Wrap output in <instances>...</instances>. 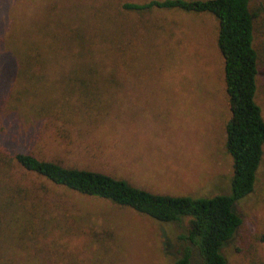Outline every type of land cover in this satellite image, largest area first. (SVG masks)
<instances>
[{
    "label": "rangeland",
    "instance_id": "obj_1",
    "mask_svg": "<svg viewBox=\"0 0 264 264\" xmlns=\"http://www.w3.org/2000/svg\"><path fill=\"white\" fill-rule=\"evenodd\" d=\"M146 1L0 0L3 40L19 61L0 89V146L152 193L229 194L217 19L122 7ZM248 8L264 121V0ZM6 156L3 184L20 188L13 196L33 204L32 229L51 238L36 257L0 256V264H172L187 218L156 221L55 185ZM234 210L241 223L221 248L226 264H264V149L253 190Z\"/></svg>",
    "mask_w": 264,
    "mask_h": 264
},
{
    "label": "trees",
    "instance_id": "obj_2",
    "mask_svg": "<svg viewBox=\"0 0 264 264\" xmlns=\"http://www.w3.org/2000/svg\"><path fill=\"white\" fill-rule=\"evenodd\" d=\"M248 1L148 0L122 4L124 9L135 11L154 8L209 12L217 19L216 43L223 59L230 114L224 138V148L231 157L232 168L229 194L190 197L152 193L124 179L85 168L62 166L25 152L7 151L1 146L0 164L5 162L6 155L11 156L15 165L23 171L42 176L79 194L128 207L159 222H178L185 217L186 231L178 236L183 243L178 245L172 264H226L221 248L241 223L234 205L253 190L264 149V121L254 99L257 55L252 44L253 14L248 8ZM4 31L5 24L0 20V89L16 69L17 60L14 49L3 40ZM3 173L0 174V193L5 192L7 196L3 201L0 199V256L36 257L39 244L51 238L50 231L42 228L36 233L32 229L36 226L34 216L32 218L33 204H25L13 196L20 188L4 185ZM21 211L25 216L20 214ZM29 230L30 237L27 235Z\"/></svg>",
    "mask_w": 264,
    "mask_h": 264
}]
</instances>
